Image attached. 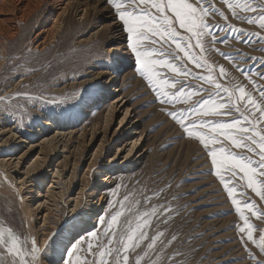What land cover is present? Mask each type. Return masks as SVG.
Masks as SVG:
<instances>
[{
  "label": "rangeland",
  "instance_id": "374dc122",
  "mask_svg": "<svg viewBox=\"0 0 264 264\" xmlns=\"http://www.w3.org/2000/svg\"><path fill=\"white\" fill-rule=\"evenodd\" d=\"M51 1L25 0L24 4H17L16 7L19 10L16 15L19 18L12 23L14 26L11 25L13 26L11 34L4 36L3 43H0V96L6 95L4 102H0V121H2L0 125H7L8 128L15 127L14 131L18 132L17 136L25 137L27 142L37 144L42 139L39 135L31 136V132H41L45 127V121L57 122L63 119L79 122L78 126L64 131L66 135L69 133L73 136L68 142L66 147L68 152L65 154L72 155V159H69L71 163L73 159L80 162L75 173L77 185L70 191L73 194L65 193V202H58L59 205L50 207L46 222L43 218L38 219V228H35L36 232L34 231L31 235V238L35 237L39 241L42 248L52 237L43 253L44 264L52 262L53 257L60 254V250L62 251L61 259L64 257L65 261L66 254L75 241L81 237L89 239L86 236L87 232L76 240H72L71 243L66 241L65 246L58 248L59 240L66 233V226L71 223V219L84 217L85 212L90 214L93 212L92 209L96 208L100 194L95 193L92 196L91 193L104 178H107L111 171L108 166L109 160L115 156L123 139L128 135L127 127L120 133L118 131L123 110L117 112L118 115L116 114L114 122L104 128L102 122L108 107L100 110L103 115H101L97 137L90 142V131L83 137L81 135L83 126L87 123V129L91 128L96 119L95 113H97L94 112L92 115V112L85 115L84 110L102 99L103 90L107 89L109 93V88L112 86L111 79L115 74L119 77L118 85H122V92L128 91L129 101L126 106H132L141 116H139L141 126L146 128L149 138L148 153L143 163L140 162L143 155L134 162L144 149L141 142L130 157V161L128 160L127 169L121 172L113 170L109 174V176L114 174L118 180L115 184L106 186L110 188L108 189L110 194L106 196L104 194L102 210L97 214L99 221L89 232L96 231L100 234L104 232L105 225L100 218L109 219L110 214L118 207H114L115 202L122 200L125 195L129 196V200L124 201L128 204L134 198L143 201V195H151L155 191L163 190L160 196L153 197V202L166 203L171 213L170 215L164 214L168 216L167 223H161L159 230L165 232L167 239H170L171 235H176L177 239L167 245L157 264H172V260L168 257L174 250H178L183 255L173 257V260L183 261V264H254V261L246 255L240 239L242 234L238 226H243V222L239 219L235 206L227 197L223 185L215 176L214 169L210 165V158L206 157L203 146L188 138L174 120L161 110L162 108L179 110L188 105H162L158 102L155 92L150 90L147 81L137 71L138 66L134 55L127 48V33L123 30L122 22L117 20L105 0H72L62 16L63 23L58 28L57 35L50 40V44L48 42V45L36 47V33L42 29V25H48L44 21L52 15L50 9L56 14L61 11L59 5L52 7ZM235 2L236 0H233V3ZM204 3L205 6H212L223 11L228 17L225 20L219 12H215L214 14L209 13L206 18L210 24V28L206 31L215 33L218 40L209 52L204 53L209 62L215 61L217 65H223L231 77L238 78L234 83L243 84L246 90L252 87L250 80H255L258 85H264V79L259 76V73H264V67H261L264 64V51L260 50L264 48V39L260 38L264 37V30H261L258 24L250 25L246 21L233 17L223 0H204ZM64 6L65 4L62 5ZM85 7H87L86 10H84ZM99 10H104V12L100 13ZM237 12L240 15H252L251 13H240L239 9ZM110 22L118 24L124 38L121 40L124 48H118V40L110 38V30L107 27ZM249 32H259L260 36H249ZM220 38L226 39L227 42H219ZM204 39L212 38L206 36ZM241 40L251 42H241ZM216 49L237 59L229 60L216 52ZM126 52L129 62L123 64ZM234 65H239L250 75H242ZM188 67L192 69L193 75L196 72L206 74L205 70L197 69L192 64ZM103 71L104 74H99ZM167 74L170 77L175 75ZM186 83L210 87L192 77H189ZM9 91L10 94H7ZM254 95L257 93L254 92ZM196 99L198 97H193L192 102ZM98 110L99 108L96 109ZM133 114L128 120V127L135 120ZM221 119L227 118L222 117ZM105 132L106 136L103 137ZM125 132L126 134L123 135ZM46 134L51 135L54 132ZM6 138L7 136L0 138V154L5 157L17 158L30 146L29 143L18 145V141L12 140L7 144H2ZM103 138L105 139L104 146L92 162V154L97 150ZM63 149L59 147L56 149L57 152L45 150L44 155L49 156V161L52 163H44L42 173L52 168L50 166L57 164ZM232 150L240 151L239 149ZM39 152L40 148L36 149L31 157L29 155L22 168L33 162ZM125 154L127 151L120 156L117 166L120 165L123 159L121 157ZM90 163L93 166L90 173L85 176ZM23 170L21 169L20 173ZM69 172L70 170L65 175L68 176ZM14 175L16 178L21 176L15 173ZM35 182L37 183L36 177ZM83 183L86 199H82L80 213L72 217L70 205L66 202L70 196L79 192L78 189ZM29 190L31 188L24 192H29ZM66 190L64 186V191ZM241 191L243 190L238 188L237 198L243 201ZM246 194L255 199L258 206L264 207V202H260L250 189L246 190ZM43 214L45 212L40 213V217ZM246 214L250 216L252 223L259 226L253 233L258 240L259 229L264 228V223L251 216L250 213ZM0 225L5 230L11 229L21 238L27 237L29 242L31 241L30 234L26 230V216L13 196L0 195ZM250 247L256 251L254 246L250 245ZM2 255L0 254V264H8V258ZM152 259H157L155 254L152 255ZM141 264H145V261H141Z\"/></svg>",
  "mask_w": 264,
  "mask_h": 264
},
{
  "label": "snow or ice",
  "instance_id": "6c2138e0",
  "mask_svg": "<svg viewBox=\"0 0 264 264\" xmlns=\"http://www.w3.org/2000/svg\"><path fill=\"white\" fill-rule=\"evenodd\" d=\"M105 2L122 22L127 33V48L134 55L137 71L155 92L158 102L162 105H188L179 110H161L188 138L203 146L215 176L243 222V226L238 227L246 255L254 264H264V228L259 229L257 240L253 233L259 226L246 214L250 213L264 223V207L258 206L257 201L246 194L250 189L260 202H264V85L250 80L252 87L246 90L243 84L234 83L238 78L231 77L223 65H217L215 61L210 63L204 55L218 42L215 33L206 31L210 28L206 19L209 13L219 12L225 20L228 17L219 9L205 6L204 0ZM223 3L228 5L233 17L250 25L258 24L264 30V0H236L235 3L223 0ZM237 9L240 13L252 15H240ZM248 35L260 36V33L249 32ZM206 36L212 39L205 40ZM219 42L226 43L227 40L220 38ZM260 50L264 51V48ZM216 52L229 60L237 59L219 49ZM189 64L205 70L206 74L196 72L193 75ZM234 67L242 75H250L239 65ZM167 73L175 75L170 77ZM259 76L264 79V73ZM189 77L210 87L186 83ZM193 97L198 99L192 102ZM4 100L0 96V102ZM238 188L243 190L240 193L243 201L237 198ZM162 191L143 195V201L134 198L125 204L128 195L116 201L114 207H118L110 218H100L105 225L104 232L91 231L87 233L89 239L81 237L75 241L64 264H141V261L157 264L167 245L177 239L176 235L167 239L165 232L159 230L161 223H167L168 216L164 214L171 213L166 203L153 202V197L160 196ZM51 239L42 248L35 237L29 242L27 237L21 238L11 229H0V254L8 258V264H44L43 253ZM153 254L156 260L152 259ZM182 255L174 250L168 258L172 264H183V261L173 260V257Z\"/></svg>",
  "mask_w": 264,
  "mask_h": 264
},
{
  "label": "bare ground",
  "instance_id": "6f19581e",
  "mask_svg": "<svg viewBox=\"0 0 264 264\" xmlns=\"http://www.w3.org/2000/svg\"><path fill=\"white\" fill-rule=\"evenodd\" d=\"M71 1L72 0H52L51 1V6L53 7V6L59 5L60 6L59 9L61 11L56 14V13H53L52 9H50V12L52 15H49V17L44 21V23L48 25H42V29H40V31L36 33V37H35L37 38L36 47H42L45 44L48 45L47 44L48 42L50 44V40L57 35L58 28L63 23L62 16L63 14L66 13V9L68 8ZM24 2L25 0H0V43H3L2 40L4 36H9L8 34L10 33L11 29H13V26H14L12 23L14 22V20L19 18V17L17 18V15H16L17 10H19V8L16 7V5L24 4ZM64 4L65 6L62 7V5ZM87 7H85L84 10H86ZM101 11L104 12V10H99L100 13H102ZM54 16L55 18H52ZM107 27L110 30V34H111L110 38H114L118 40L117 41L118 42L117 44H119L118 48H122L124 45H123V41L121 40H124V38L122 37V34L120 33L118 24L115 22H110L107 25ZM127 57L128 56L126 52L124 53V59L122 61L123 64H126L129 62ZM99 74H104V71ZM118 79L119 77L116 76L115 74L113 79H111L112 86L111 88H109V93L108 91H106L107 89L103 90V93H102L103 95L101 94L102 99L98 100L93 106L86 108L84 110L85 115L91 114L92 112H93L92 115L94 114V112H97V113H95L96 119H95V122L91 125V128L87 129L88 127V123H87L85 126H83L84 129L82 128L83 131L81 133L83 137V135H86L90 131L91 133L90 142H91L97 137L96 135L99 133V129L101 125V115H103L100 110L103 109L104 107H108L107 113L104 115V120L102 122L104 128H107L108 126H110L112 122H114L117 112H121V110H123L122 112L123 117L119 121L118 131L120 133L121 131H123L125 127H127L128 135H126L125 138L123 139V143H121V147L118 148L115 156H113V158L109 160L108 166L111 168V171L109 172V174L113 172V170H115L116 172H121V171L126 170L127 169L126 165L130 161V157L132 156L134 151L138 148L141 142H142L144 149L142 150V152L139 153V156L134 162L139 160V158H141L143 155V158L140 160V162L143 163V161L146 159V154L148 153V146H149L148 145L149 138H148V134L146 133V128L145 127L142 128L141 123H140L141 121L139 120L141 119L140 118L141 116L138 115V112H136V109H134L132 106H126V104L129 101L128 99L129 94H128V91L122 92L123 88L121 84L118 85L119 83ZM7 94H10V91L9 93L7 92ZM4 96L6 95L4 94ZM107 102L109 103L106 106ZM98 108L99 110L96 111V109ZM132 114L134 115L133 117L135 118V120L132 122V125L128 127V120L131 118ZM4 116H6V114ZM2 117H3V114H2ZM2 120H5V119H2ZM0 122L2 123V121ZM78 124L79 122H77V120L67 121V120L60 119L57 122L55 121L51 122L47 120L44 122L45 127L41 132L40 131L35 132V133L31 132L32 134L31 136L39 135L41 137L42 140L40 141V143H37V144H33L32 142H27L25 137L17 136L18 132L14 131L15 127L8 128L7 125H2V126L0 125V138L7 136V138L3 140L2 144L4 143L7 144L8 142L12 140L14 142L18 141L19 143L18 145L23 144V143H29L30 145L27 151L23 153L21 156H18V157L16 156L17 158H12V157L8 158L0 154V195L2 196L10 195V196H13L17 200L18 205L21 207V209L23 210L26 216V228H27L26 230L30 234V238H31L32 233H34L35 228H38V225H39L38 219L43 218V221L46 222L47 218L49 217L48 210H50V207L53 205L54 206L59 205L58 202L59 203L65 202V198H64L65 193L68 194V192L74 189L75 186L77 185V179H75L76 178L75 173L77 171L76 168L78 167V164L80 162H78L77 159H73V162L71 163L69 159L70 160L72 159L71 157L72 155L65 154L66 152H68V150L66 149L68 142L72 140L73 136L70 135L69 133H67L68 135H66V132L64 131L71 127H76L78 126ZM48 132H51V133L54 132V134H51V135L46 134ZM106 132L103 137L106 136ZM145 133L147 135H145ZM115 134H117V132ZM124 134H126V132L123 133V135ZM104 140H105L104 138L101 139V142L97 150L92 154V162L96 159V156L98 155V153L101 151L102 147L104 146ZM59 147L64 148L63 151H61L62 160H60L61 158H59V161L57 162V164L50 166L52 168H49L47 169L46 172L42 173L43 164L47 162L52 163V161H49V156L46 157L47 155H44L45 150L54 152ZM38 148H40V152L38 156L36 157V159L33 162H30L27 166H25V168H22L27 157L29 155L31 157L32 156L31 154H33ZM126 148L128 149L126 150ZM125 151H127V154L121 157L123 158L122 162L120 163L119 166H117L118 159L123 153H125ZM41 155H44V156H41ZM92 166H93L92 163H90L85 176L90 173ZM21 169H24L22 173H20ZM68 170H70L69 172L70 174L66 176L67 175L66 173ZM14 173L20 174L21 176L23 175V177L20 176L16 178ZM109 174L107 175V178H104L101 181V184H99L96 188H94L93 193H91L92 196L95 193L100 194V198L98 199L96 208L92 209L93 212L89 211L90 214H87L88 212H85L84 217H81L78 219H76L77 218L76 217L74 219L73 218L71 219L70 221L71 223H69V225L67 224L66 226L67 227L66 233L59 240L58 248L60 246L61 247L65 246L66 241L71 243L72 240L73 241L76 240L78 237L86 234L87 232H89L95 227L94 224H96L99 221V216L97 214H99V212L102 210V207H103L102 200L105 198L104 194L105 196L110 194V191L108 190L110 188H107L106 186L110 184H115L116 181L118 180V177L114 176V174L110 176ZM35 177H36L37 183L35 182ZM28 186H31V187H28ZM64 186L67 188L66 191H64ZM28 188H31V190H29V192H24ZM45 188L47 189L44 190ZM78 190L79 192L77 194L70 196V197L67 196L69 197V199L66 203L70 205L69 208L71 209L70 212L72 213V217H74V214L80 213V210L82 209L81 208L82 199L84 200L86 199V196H85L86 190H85L84 183L81 185V187ZM102 195H103V198H101ZM51 203H54V204H51ZM42 212H45V214H43V216L40 217L39 214ZM40 227L41 226H39V228ZM0 229H4V228L0 225ZM5 236H6V232H5ZM61 254H62V251L60 250V254L58 256L55 255L52 259V262H50L49 264L64 263V257L63 259H61Z\"/></svg>",
  "mask_w": 264,
  "mask_h": 264
}]
</instances>
